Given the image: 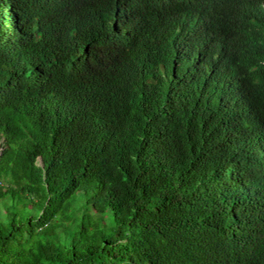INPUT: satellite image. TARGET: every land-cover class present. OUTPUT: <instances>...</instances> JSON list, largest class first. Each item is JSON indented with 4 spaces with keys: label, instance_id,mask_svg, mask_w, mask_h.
I'll return each instance as SVG.
<instances>
[{
    "label": "trees",
    "instance_id": "1",
    "mask_svg": "<svg viewBox=\"0 0 264 264\" xmlns=\"http://www.w3.org/2000/svg\"><path fill=\"white\" fill-rule=\"evenodd\" d=\"M236 1L0 0V264H264L229 230L264 176Z\"/></svg>",
    "mask_w": 264,
    "mask_h": 264
},
{
    "label": "clouds",
    "instance_id": "2",
    "mask_svg": "<svg viewBox=\"0 0 264 264\" xmlns=\"http://www.w3.org/2000/svg\"><path fill=\"white\" fill-rule=\"evenodd\" d=\"M232 12L239 13L240 31L232 29V33L240 41L246 42L259 38L260 34L264 35V4H259L256 0H237ZM251 161L264 165V145H260V152L254 149ZM234 170L238 172L235 181L245 212L234 220V225L229 230L238 239H257V244L261 245L260 241L264 240V176L246 175L242 166Z\"/></svg>",
    "mask_w": 264,
    "mask_h": 264
},
{
    "label": "rangeland",
    "instance_id": "3",
    "mask_svg": "<svg viewBox=\"0 0 264 264\" xmlns=\"http://www.w3.org/2000/svg\"><path fill=\"white\" fill-rule=\"evenodd\" d=\"M81 203V200H79L78 202H77V204H80ZM77 204L75 203V205L73 206V207H71L72 209L71 210H73V209H75V208H77L76 206H77Z\"/></svg>",
    "mask_w": 264,
    "mask_h": 264
}]
</instances>
